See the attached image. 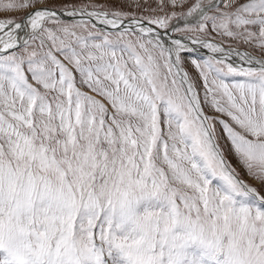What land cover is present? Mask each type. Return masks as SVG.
<instances>
[{"label": "snow or ice", "instance_id": "obj_1", "mask_svg": "<svg viewBox=\"0 0 264 264\" xmlns=\"http://www.w3.org/2000/svg\"><path fill=\"white\" fill-rule=\"evenodd\" d=\"M0 264H264V0H0Z\"/></svg>", "mask_w": 264, "mask_h": 264}, {"label": "rangeland", "instance_id": "obj_2", "mask_svg": "<svg viewBox=\"0 0 264 264\" xmlns=\"http://www.w3.org/2000/svg\"><path fill=\"white\" fill-rule=\"evenodd\" d=\"M61 2H63V0H61ZM69 3H76V4H80V3H84V2H90V0H68ZM97 3H106L108 2V0H96ZM24 13L22 12H15V13H12L11 15H14V16H21L23 15ZM185 56L187 57L188 54H185ZM208 55H203L202 57H195V58H198V59H203V58H206ZM186 67H187V70L189 71L190 75L196 79L197 78V70L192 67L190 64H186ZM197 87L200 89L201 93L203 92V89L201 87V84H200V81L197 80ZM207 111V110H206ZM213 113L211 111H209V115H212ZM225 147L227 146L226 143L224 145ZM231 159V157H229ZM238 171L241 172V174L243 175V171L241 169H238ZM244 179L247 180V177L244 176ZM249 183H252V181H248Z\"/></svg>", "mask_w": 264, "mask_h": 264}, {"label": "water", "instance_id": "obj_3", "mask_svg": "<svg viewBox=\"0 0 264 264\" xmlns=\"http://www.w3.org/2000/svg\"><path fill=\"white\" fill-rule=\"evenodd\" d=\"M201 52H202L203 54H209V55H210V53L208 52L207 49H201Z\"/></svg>", "mask_w": 264, "mask_h": 264}]
</instances>
